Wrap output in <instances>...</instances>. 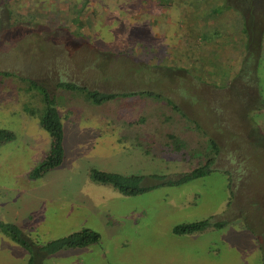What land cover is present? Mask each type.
I'll use <instances>...</instances> for the list:
<instances>
[{"label":"rangeland","instance_id":"374dc122","mask_svg":"<svg viewBox=\"0 0 264 264\" xmlns=\"http://www.w3.org/2000/svg\"><path fill=\"white\" fill-rule=\"evenodd\" d=\"M213 4L232 9L218 6L204 27L199 15ZM243 19L262 32L254 61ZM67 82L113 97L93 103ZM45 91L63 159L29 178L49 148ZM263 101L264 0H0V128L13 133L0 144V223L36 248L83 229L99 235L39 249L37 264H185L174 252L187 243L168 228L219 221L184 235L209 242L213 264H264V154L253 131L264 133ZM208 139L218 149L209 171L167 183L205 163ZM173 140L184 159L165 148ZM92 168L140 176L145 189L124 194L92 180ZM31 248L0 231V264H26Z\"/></svg>","mask_w":264,"mask_h":264},{"label":"trees","instance_id":"16d2710c","mask_svg":"<svg viewBox=\"0 0 264 264\" xmlns=\"http://www.w3.org/2000/svg\"><path fill=\"white\" fill-rule=\"evenodd\" d=\"M218 6H221L222 9L223 8L224 9L227 8V10L232 9L228 5L220 4ZM218 6L217 4H213L210 7L208 6L207 9H203V11L201 10L203 14L199 15V21H204V24H203L204 27L206 25L210 26L209 23H212L214 17L220 14L219 12H217ZM250 9L253 10V7L251 4L248 5V10ZM249 14H250V11H249ZM250 21L245 20V19L241 21L242 22V36L244 37V39H246L244 44H242V48L244 47V51L249 53L248 54L249 57H252L253 52H256L257 54L258 44H259V40L261 38L262 32L261 30H260V33L259 32L254 33L253 31H250V29L253 28V24L252 23L250 24ZM83 24L84 22L82 19H80L77 23L79 27H81ZM212 29L213 27L209 29V31H212ZM254 30L256 31V28ZM205 33L207 32L205 31ZM216 33L217 31H212L213 39H217L216 37L218 35ZM232 34L233 32L231 33V35ZM257 35L259 36H258L257 47L255 48V51L254 49H251L250 51H248L249 43L253 42L255 39L254 37H256ZM242 36H238V38H241ZM256 54L252 57L253 61H254ZM60 86L65 89L78 88L79 90H82L84 98H86L88 101H91L93 103H100L102 101H106L113 97V95L109 93H101L97 90H88L86 88H81L75 85V83H71V82L61 84ZM153 97H157V95L154 94ZM43 104H44V110L39 118V124L41 128L45 130L47 135L49 136V148L47 152L44 154V156L42 157V159L40 160V162L28 172L27 176L29 178H37V177L42 176L48 170L56 166H59L63 159L62 124H61V120L58 115V112L55 108L53 98L49 96L46 93V91L43 93ZM263 104H264V101H263ZM11 139H13V133L9 130L0 128V144L3 142L9 141ZM173 141L174 143H172V146L167 145V147L165 146L164 147L167 148L168 150H172V152H174L176 156L180 157L181 159L182 158L184 159V153L186 152L184 149L185 147L184 143L181 141L180 142L176 141V140H173ZM207 141H208L207 146H210L211 149L214 150L215 153L213 152V154L210 157H207L205 159L204 164L196 168H193L189 173L182 175L180 178L176 180L168 181L167 183L179 184L182 180H188L193 177H200L202 174L209 171L208 169H206L207 164H210L213 162V160H215L214 159L215 156L213 155L216 154L218 149H217L216 143L212 139H208ZM173 158H175V156ZM88 172H89L90 178L94 180L95 182L110 185L111 187L119 190L120 192L124 194H127V193L134 194L137 192H142L145 189V188L138 186L137 184L140 181V176H135V175L126 176V175H122V174H118L114 172L101 171V170H97L94 168L90 169ZM223 225H224L223 222H219V221L209 222L208 220L204 219V220H199V221H194V222L176 224L171 228V232L176 235L191 234V233L199 232L205 228H210V227L220 228ZM0 231L5 233L6 235H9L12 240L19 242L23 245L29 244L30 247H32L30 250L31 256L28 258L26 264H37L36 262H38L37 260L39 258V249L43 250L44 248H47V249H52L56 251L59 249L81 247V246H85L87 244L97 241L98 236H99L94 231L83 229L77 232L70 233L60 239L49 241L43 247L39 246L36 248L35 245H33L27 238H25L23 234H21L14 225L0 223Z\"/></svg>","mask_w":264,"mask_h":264},{"label":"crops","instance_id":"0c3cea01","mask_svg":"<svg viewBox=\"0 0 264 264\" xmlns=\"http://www.w3.org/2000/svg\"><path fill=\"white\" fill-rule=\"evenodd\" d=\"M258 47H259V45H258ZM242 49H244V47ZM253 131L257 133V137H258V143L256 144V146L258 147L260 145L259 147H263L260 149L258 148L259 154H264V137L262 138V136H264V133L260 130H253ZM260 132L263 133V135ZM231 147H233V146H231ZM227 153H229V156H230V154L234 155V153L232 154L229 151H227L225 153L227 156H228ZM222 169H226V168H222ZM229 171H231V172L234 171V173L236 172L235 170H229ZM240 171H243V170H240ZM243 172L246 173L247 171H243ZM168 230H170L169 232H171V229L168 228ZM162 235H166V232L163 233L159 229V232L155 236V239H158ZM172 239L175 242L178 241L179 239H182V242L185 241L187 243V246H185V248L174 252V254L179 256V258H181V256L187 258L185 264H187L188 262H191L193 264H213V261L211 259L215 256L216 251L213 250V252H210V249H212L210 246V243L205 241L202 237H193L192 238L190 236H185L183 234V235H172ZM175 250L176 249H174L173 251H175ZM226 252H228V251H226ZM180 262H181V260H179L178 264H180Z\"/></svg>","mask_w":264,"mask_h":264}]
</instances>
